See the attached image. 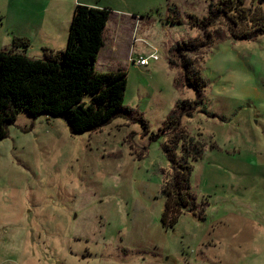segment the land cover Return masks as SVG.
I'll return each instance as SVG.
<instances>
[{"label":"rangeland","instance_id":"obj_1","mask_svg":"<svg viewBox=\"0 0 264 264\" xmlns=\"http://www.w3.org/2000/svg\"><path fill=\"white\" fill-rule=\"evenodd\" d=\"M208 2L132 0L135 35L143 34L145 50L156 48L158 58L136 66L115 48L101 51L94 65L125 71L126 114L72 132L61 116L16 111L0 138V264H264V32L233 38L218 17L208 29L223 36L183 51L206 81L201 106L180 118L205 141L190 170L201 211L186 207L172 224L160 221V186L170 166L159 125L174 101L194 96L179 59L170 64L167 57L178 39H203L186 21L189 13L205 14ZM37 4L0 0V49L44 56L10 39L26 30ZM174 15L182 22L171 21ZM138 113L147 120L145 133L129 118ZM151 131L158 134L150 137Z\"/></svg>","mask_w":264,"mask_h":264},{"label":"trees","instance_id":"obj_2","mask_svg":"<svg viewBox=\"0 0 264 264\" xmlns=\"http://www.w3.org/2000/svg\"><path fill=\"white\" fill-rule=\"evenodd\" d=\"M244 0H209L206 13L198 16L189 13L187 24L197 26L203 35L177 40L176 50L168 53V62L176 64V57L184 76V83L194 90V96L174 101L166 118L159 125V131L165 133L161 148L164 151L170 170L163 174L160 192L164 203L160 212V221L170 225L176 221L183 208L200 213L196 207L195 195L190 184L192 160L203 153L205 141L189 133L180 124L183 114H190L203 102L202 89L205 79L192 60L184 57L183 51L198 49L207 45L212 37L223 36L217 28L209 26L218 17L226 22L229 35L233 38H252L264 32V0H253L250 5ZM109 5L74 3L66 30V42L63 48L43 49V57H29L22 52L0 49V138L6 134V126L15 117L17 110L35 116L45 113L47 116H61L72 132L94 129L118 114L121 110L125 71L123 69L102 70L94 67L98 48L102 44L101 32L110 13ZM171 21L182 22L180 17L171 16ZM13 47H25L26 39L11 35ZM170 50V49H169ZM173 57H172V55ZM207 115H214L206 111ZM139 120L143 132L148 131L147 120L141 113L129 118ZM132 134V133H131ZM157 132L151 131L150 137ZM209 147H218L209 140ZM144 148L146 146L144 145ZM143 150L136 155L140 156Z\"/></svg>","mask_w":264,"mask_h":264},{"label":"crops","instance_id":"obj_3","mask_svg":"<svg viewBox=\"0 0 264 264\" xmlns=\"http://www.w3.org/2000/svg\"><path fill=\"white\" fill-rule=\"evenodd\" d=\"M38 8L36 16L28 18V23L25 31L16 32L17 37L26 39L27 46L32 53L46 47L49 49L63 48L66 42V30H68V23L70 13L75 2L95 4L93 0H37ZM130 5L123 7L112 6L107 3H96L95 5H109L111 7L110 13L106 18L104 29L101 32L102 44L97 50L96 60L101 51L113 52L115 48H123L125 57L130 61V57H136L139 53H147L144 43L143 34L135 35L136 21H138L139 14L136 12L137 7L132 3V0H127ZM23 4H27V0H21ZM120 10V11H119ZM28 13L34 11H26ZM124 12L123 14H121ZM122 16H121V15ZM115 15L116 17H113ZM138 29V28H137ZM29 32L31 34H29ZM142 42L140 47H135V41ZM133 65L139 64L133 61ZM97 69V68H96ZM214 240H218L215 238ZM254 246H261L260 241H250Z\"/></svg>","mask_w":264,"mask_h":264},{"label":"built area","instance_id":"obj_4","mask_svg":"<svg viewBox=\"0 0 264 264\" xmlns=\"http://www.w3.org/2000/svg\"><path fill=\"white\" fill-rule=\"evenodd\" d=\"M156 48H151L147 51V53H139L136 57H130V60H133L139 64H148L149 60H154L158 58V53L156 52Z\"/></svg>","mask_w":264,"mask_h":264}]
</instances>
